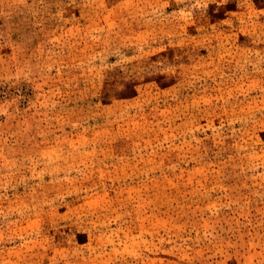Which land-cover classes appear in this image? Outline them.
I'll return each instance as SVG.
<instances>
[{
	"label": "rangeland",
	"instance_id": "rangeland-1",
	"mask_svg": "<svg viewBox=\"0 0 264 264\" xmlns=\"http://www.w3.org/2000/svg\"><path fill=\"white\" fill-rule=\"evenodd\" d=\"M0 264H264V0H0Z\"/></svg>",
	"mask_w": 264,
	"mask_h": 264
}]
</instances>
